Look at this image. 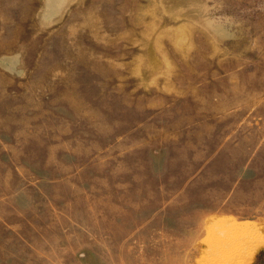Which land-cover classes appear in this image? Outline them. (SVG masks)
Wrapping results in <instances>:
<instances>
[{
	"label": "rangeland",
	"instance_id": "obj_1",
	"mask_svg": "<svg viewBox=\"0 0 264 264\" xmlns=\"http://www.w3.org/2000/svg\"><path fill=\"white\" fill-rule=\"evenodd\" d=\"M0 264H264V0H0Z\"/></svg>",
	"mask_w": 264,
	"mask_h": 264
}]
</instances>
